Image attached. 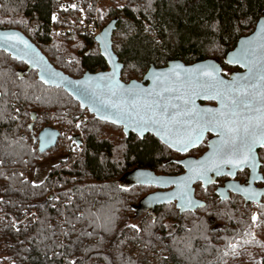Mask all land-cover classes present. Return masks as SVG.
<instances>
[{
    "label": "trees",
    "instance_id": "1",
    "mask_svg": "<svg viewBox=\"0 0 264 264\" xmlns=\"http://www.w3.org/2000/svg\"><path fill=\"white\" fill-rule=\"evenodd\" d=\"M62 5L0 0V27L21 29L71 75L108 68L95 35L81 32L78 12ZM99 9L103 26L114 22L113 48L129 80L171 59L215 57L234 68L226 55L264 15V0H99ZM58 24L72 29L58 33ZM47 125L61 134L41 152ZM177 156L152 133L128 136L96 117L0 49V264H264V195L254 203L198 185L206 203L195 209L148 203L154 186L135 181V171L176 174ZM261 156L264 169V148ZM48 158L50 169L36 179Z\"/></svg>",
    "mask_w": 264,
    "mask_h": 264
},
{
    "label": "water",
    "instance_id": "2",
    "mask_svg": "<svg viewBox=\"0 0 264 264\" xmlns=\"http://www.w3.org/2000/svg\"><path fill=\"white\" fill-rule=\"evenodd\" d=\"M113 29L114 22L110 21L95 35L108 68L96 71L87 69L80 76L71 75L57 67L19 28L0 27V49L25 61L29 68L37 69L38 77L43 82L64 87L79 101L81 107L87 108L96 117L121 125L127 134L131 131L140 136L152 133L171 148L187 151L200 144L208 131L217 133L209 139V147L201 156H187L178 160L185 168L181 173H158L147 168L135 171V181L159 187L147 194L148 203L156 205L176 201L181 210L195 209L206 203L196 196L195 182L202 181L207 185L212 175L216 177L228 173L234 176L238 169L245 167H250L252 171L249 185L230 181L218 187L217 191L222 193L231 188L246 200L260 201L263 189L254 187L252 181L261 174L258 147L264 142L253 146L247 164L236 167L225 163L224 159H237L238 153L230 154L231 141L235 138V144H240L245 126L259 132L258 126L264 125V15L259 17L254 29L240 36L235 47L227 53V61L241 67L230 75L224 74L219 59L207 57L193 62L171 59L165 65L151 63L141 78L125 80L122 77L124 63L112 44ZM206 73H212V76ZM230 85L233 90L229 95ZM236 88L248 94L239 96ZM178 96L186 99L190 97L194 101V105L189 108L196 114L195 118L182 114L189 108L176 99ZM238 96L251 107L237 110L239 116L222 118L220 121L223 123L227 119L229 126L239 127L241 131L238 134L229 133L226 129L221 132L215 125L210 128L204 126L210 116L218 117L221 112L233 111L230 100ZM200 99H214L217 103L203 104ZM221 99L227 107L221 103ZM159 103L168 105L167 113L161 114L158 108L148 107ZM173 104L179 105V108L172 107ZM151 116L162 120L164 126L157 122H142L149 121ZM232 120L236 123L232 124ZM189 125L197 130L193 133ZM60 134V130L53 126L41 128L38 133L39 150L44 152L55 146ZM190 139L195 140L194 146L189 142ZM261 139L264 141V138ZM185 143L188 144L186 150ZM254 192L257 196L251 195Z\"/></svg>",
    "mask_w": 264,
    "mask_h": 264
},
{
    "label": "snow or ice",
    "instance_id": "3",
    "mask_svg": "<svg viewBox=\"0 0 264 264\" xmlns=\"http://www.w3.org/2000/svg\"><path fill=\"white\" fill-rule=\"evenodd\" d=\"M206 75H208L209 77L212 76V73H206ZM229 89V95L231 94L232 86H228ZM235 91L239 92V96H245L248 93L244 90H241L239 88H236ZM218 95H223L218 93ZM239 96L235 99H231L230 103L232 105V108L234 109L233 111L229 112V113H225V112H221L219 113L218 117H209L207 119V121L204 123L205 127H211L212 125H215L216 127L220 128L221 132H224L225 129L227 130V132L229 133H233V134H238L241 129L239 127H232L229 126L228 120L225 119L224 122H220L222 118H226V117H236L240 115V112L237 111L239 109H248L251 107V105L249 103H246L244 100H241L239 98ZM176 99L181 100L185 106V108H189L190 105H194V101L191 100V98H184L181 96L176 97ZM221 103L223 105H225V107H227V105L225 104V101L223 99H221ZM149 108H158L159 112L161 114L167 113V109H168V105L163 104V103H159V104H154V105H149ZM172 107L174 108H179V105L173 104ZM183 115L186 116H190L195 118L196 114L194 113L193 110H191L189 108L188 111L182 113ZM203 119V118H201ZM262 119H264V116H262ZM143 123H148V122H157V123H161V126H164V122L160 119H158L155 116H151L149 117V121H142ZM232 124H235L236 121L232 120L231 121ZM260 128V131L257 132L255 130H249V128L247 126H245L243 128V137L240 140V144L237 146L235 144V138L231 141L232 144V148H231V152L232 153H238L237 159H228L225 158L224 162L228 163V164H233L236 167H239L241 164H247L249 162V154L252 151V148L255 144L258 143H262L264 141H262L261 138H264V125H260L258 126ZM190 130L194 133L197 129L194 128L192 125H189ZM190 143L193 144V146L195 145V140H189ZM188 144L185 143L184 144V148L185 150L187 149ZM255 219V217L253 218ZM135 227V226H133ZM73 264H75V262H73Z\"/></svg>",
    "mask_w": 264,
    "mask_h": 264
},
{
    "label": "flooded vegetation",
    "instance_id": "4",
    "mask_svg": "<svg viewBox=\"0 0 264 264\" xmlns=\"http://www.w3.org/2000/svg\"><path fill=\"white\" fill-rule=\"evenodd\" d=\"M232 64L236 65L237 67L235 66L232 69H227L222 64L223 65V72H224V74L230 75L233 71H237V70H240L241 69V67L238 64H236V63H232ZM200 101L203 104L204 103H209V104H216L217 103V101L214 100V99H200ZM131 132L129 134H127V133H125V134L129 136L131 134ZM146 134H149V133H146ZM216 135H217V133L208 131L207 134H206V136H205V138L203 139V141L200 144H198V145L190 148L189 150H187V151H180V150L174 149L178 153V156L175 157V158L177 160H179V159L184 158V157H187V156H196V157L201 156L208 149V147H209V139L213 138ZM263 148H264V144L261 145L260 147H258V153H259V159H260L259 172L261 174L259 173L260 174L259 177L253 178V181H252V184L254 185V187H256V188L257 187H260V188L263 189L262 190L263 193L261 195V199H262V197L264 195V169H263V159H262V156H261V150ZM184 170H185V168L182 165V170L179 171L178 173H181ZM251 173H252L251 168L250 167H245L243 169H238L237 172H236V174L234 176H232V175H230L228 173L223 174V175H218L216 177L212 175L211 178L207 181V185H204L202 181L195 182V184H194L195 185V194H196L197 197H199V198H201V199L204 200V198L202 196H200V195L197 194V187H198V185H202L205 188H208L210 185H213L214 186V190L221 197H229V196H231L234 193L241 195L240 193L234 191L231 188L229 190H227V191H223L222 193H219L217 191V189L220 186H224V185L228 184L230 181H233V182H235V184H238V185H239V183H243L245 185H247V184L249 185L251 183V177H250L251 176ZM153 186H154V189L153 190H156V189L159 188L156 185H153ZM251 195L252 196H257V193L254 192V193H251ZM241 196L244 197L243 195H241ZM174 202L176 203V201H174ZM252 202L256 203L255 201H252ZM257 203H258V201H257Z\"/></svg>",
    "mask_w": 264,
    "mask_h": 264
},
{
    "label": "built area",
    "instance_id": "5",
    "mask_svg": "<svg viewBox=\"0 0 264 264\" xmlns=\"http://www.w3.org/2000/svg\"><path fill=\"white\" fill-rule=\"evenodd\" d=\"M70 1V5L72 9L76 10L79 14L80 19V28L84 33L89 35H96L98 32L102 30L101 17L99 16V0L93 4L91 0H88L87 3L85 0H68ZM21 135H27V131L25 129L20 130ZM60 138V137H59ZM43 156H41V159Z\"/></svg>",
    "mask_w": 264,
    "mask_h": 264
},
{
    "label": "rangeland",
    "instance_id": "6",
    "mask_svg": "<svg viewBox=\"0 0 264 264\" xmlns=\"http://www.w3.org/2000/svg\"><path fill=\"white\" fill-rule=\"evenodd\" d=\"M114 2V1H113ZM62 3H63V7H65L66 5L65 4H67L71 9H72V7H71V5H70V1H68V0H62ZM99 16L101 17V12H100V9H99ZM65 15V14H64ZM65 16H68V15H65ZM55 19H58V14H55L54 15V20ZM101 20V24H102V26H103V21H102V19H100ZM81 22H80V19H79V23H78V26H79V24H80ZM79 28H80V26H79ZM72 28L70 27V26H63V25H56L55 27H54V30H56V32H58V33H65V32H68L69 30H71ZM80 31L81 32H83L84 33V28H83V30H81V28H80ZM85 34H87V33H85ZM89 35V34H88ZM83 117L81 116L79 119H78V121L76 122V124L75 125H78L79 124V122L81 121V120H83L82 119ZM70 132V131H69ZM54 161V160H53ZM51 164H52V159L51 158H48V159H46V160H43V161H41L39 164H38V166H37V168H36V174H35V177H36V179H41V178H43L44 177V175L48 172V170L50 169V167H51ZM256 214H257V210H256V208L253 210V216L256 218ZM139 220H140V218H139V216L137 215V216H133L132 217V221L134 222V223H138L139 222Z\"/></svg>",
    "mask_w": 264,
    "mask_h": 264
}]
</instances>
